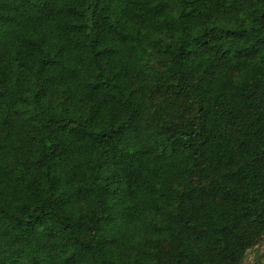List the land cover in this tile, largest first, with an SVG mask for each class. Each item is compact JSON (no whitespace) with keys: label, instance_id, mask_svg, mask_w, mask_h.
<instances>
[{"label":"trees","instance_id":"trees-1","mask_svg":"<svg viewBox=\"0 0 264 264\" xmlns=\"http://www.w3.org/2000/svg\"><path fill=\"white\" fill-rule=\"evenodd\" d=\"M6 150L66 212L17 225L55 218L63 264H244L264 238V0H0Z\"/></svg>","mask_w":264,"mask_h":264},{"label":"clouds","instance_id":"clouds-1","mask_svg":"<svg viewBox=\"0 0 264 264\" xmlns=\"http://www.w3.org/2000/svg\"><path fill=\"white\" fill-rule=\"evenodd\" d=\"M249 14L250 9L245 15ZM180 111L182 109L178 106L169 109V112L176 116H179ZM167 119H172V116H167ZM19 159L18 153L12 150H6L0 154V169H3L0 171V208L4 210L0 212V264H12L13 260H18V264H31L33 258L40 261V264H63L66 255L71 253V249L67 253L52 254L44 247L45 244L50 243L47 233L53 228L57 231L60 229L55 218L50 219L49 224L39 229L35 235L27 238L23 229L17 227L18 222L26 219L27 214L37 207L46 208L52 217H55L57 213L61 217L66 214L65 211L49 206L51 203L49 197L52 194L47 191V181L35 187L30 184L31 178L24 183L15 182V177L23 173L22 166L18 164ZM13 168L16 172L9 174ZM63 174V169L56 172L58 176ZM67 174L71 176L70 169L67 170ZM52 199L54 200L55 197ZM18 249L24 250V255L19 258L12 255Z\"/></svg>","mask_w":264,"mask_h":264},{"label":"rangeland","instance_id":"rangeland-1","mask_svg":"<svg viewBox=\"0 0 264 264\" xmlns=\"http://www.w3.org/2000/svg\"><path fill=\"white\" fill-rule=\"evenodd\" d=\"M244 264H264V238L248 252Z\"/></svg>","mask_w":264,"mask_h":264}]
</instances>
